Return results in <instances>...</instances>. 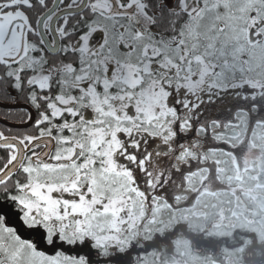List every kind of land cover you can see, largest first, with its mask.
<instances>
[{"label": "snow or ice", "instance_id": "snow-or-ice-1", "mask_svg": "<svg viewBox=\"0 0 264 264\" xmlns=\"http://www.w3.org/2000/svg\"><path fill=\"white\" fill-rule=\"evenodd\" d=\"M0 264H264V0H0Z\"/></svg>", "mask_w": 264, "mask_h": 264}]
</instances>
